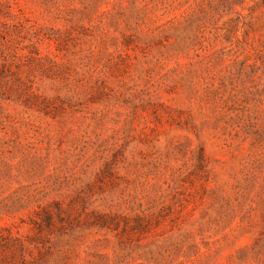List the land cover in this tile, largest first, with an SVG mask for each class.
<instances>
[{"label":"rangeland","instance_id":"rangeland-1","mask_svg":"<svg viewBox=\"0 0 264 264\" xmlns=\"http://www.w3.org/2000/svg\"><path fill=\"white\" fill-rule=\"evenodd\" d=\"M20 246L264 264V0H0V264Z\"/></svg>","mask_w":264,"mask_h":264},{"label":"trees","instance_id":"trees-1","mask_svg":"<svg viewBox=\"0 0 264 264\" xmlns=\"http://www.w3.org/2000/svg\"><path fill=\"white\" fill-rule=\"evenodd\" d=\"M56 205V204H55ZM43 211V210H42ZM57 219L59 222L63 220V217L57 213L55 215H52L51 213L45 211L42 216L39 217V221L36 224V229H37V236L35 240V246L34 248L36 249V258L44 261V253L46 250L50 248V245L48 248L44 249V245L46 242H52L51 240H48L49 238L46 237V234L43 233V229H46V231L49 233L52 232V227L54 225V221ZM26 248H23L22 246L19 247V252L18 254H14L11 252L8 256H5L2 260L3 262H12V261H18L21 264H26V260L24 258V251Z\"/></svg>","mask_w":264,"mask_h":264}]
</instances>
